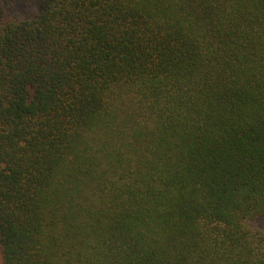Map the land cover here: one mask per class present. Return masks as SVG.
<instances>
[{"label":"trees","instance_id":"trees-1","mask_svg":"<svg viewBox=\"0 0 264 264\" xmlns=\"http://www.w3.org/2000/svg\"><path fill=\"white\" fill-rule=\"evenodd\" d=\"M11 3L1 264H264V0Z\"/></svg>","mask_w":264,"mask_h":264},{"label":"rangeland","instance_id":"rangeland-1","mask_svg":"<svg viewBox=\"0 0 264 264\" xmlns=\"http://www.w3.org/2000/svg\"><path fill=\"white\" fill-rule=\"evenodd\" d=\"M41 5V0H12L8 9L10 16L14 19L23 20L31 19L38 13ZM257 228L264 232V224L262 222L256 223ZM1 264V256H0Z\"/></svg>","mask_w":264,"mask_h":264}]
</instances>
